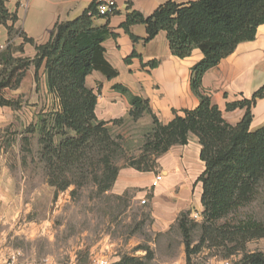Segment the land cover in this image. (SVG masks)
I'll list each match as a JSON object with an SVG mask.
<instances>
[{
    "label": "trees",
    "instance_id": "1",
    "mask_svg": "<svg viewBox=\"0 0 264 264\" xmlns=\"http://www.w3.org/2000/svg\"><path fill=\"white\" fill-rule=\"evenodd\" d=\"M108 18L97 15L94 1L74 19L57 21L48 40L36 44L15 27L16 14L8 11L6 0H0V26L6 29L8 36V44L0 49V108L19 109L20 105L6 97V91L17 90L30 67L34 68L37 86L38 73L43 69L46 89L52 97L47 112L39 115L27 130L37 132L39 137L37 156L44 170V183L55 194L72 187L70 195L75 197L77 191L92 186L102 195L110 191L121 168L152 172L159 157L172 147L186 146L192 135L198 140L199 160L204 170L196 179L201 186L202 221L189 220L185 213L179 214L176 220L187 264L190 256L202 249L220 252L224 260L241 254L233 264H264L263 253L246 251L247 243L264 238V219L237 216L241 209L256 200L264 181V125L253 131L249 128L251 108L264 98V85L249 99L225 105L226 112L245 110L235 125L225 122L202 88V77L208 70L230 55L238 44L254 40L257 27L264 25V0H195L185 4L168 0L147 17L127 5L120 28L132 42L139 39L131 34L130 28L142 25L145 28L143 43L163 32L171 56L184 59L193 50L202 55L191 68L189 81L198 106L174 111L167 124L160 123L152 114L148 100L131 94L121 85L112 86L128 102L127 118L137 121L147 115L151 120L139 154L129 158L120 141L111 135L109 126L123 123L124 118L98 120L95 115L97 94L86 86V78L93 72L108 80L118 75L107 63L103 46L115 34L107 22L95 25L96 20ZM15 36L22 40L20 46L12 45ZM24 44L32 46L35 53L32 58L16 55L23 54ZM134 57L140 58L133 51L124 60L125 64ZM159 64L153 60L141 67L152 70ZM122 160L124 164L119 165ZM194 228L199 235L192 247ZM137 249H142L146 255L138 258L125 254L110 264H145L149 259L147 248Z\"/></svg>",
    "mask_w": 264,
    "mask_h": 264
},
{
    "label": "rangeland",
    "instance_id": "2",
    "mask_svg": "<svg viewBox=\"0 0 264 264\" xmlns=\"http://www.w3.org/2000/svg\"><path fill=\"white\" fill-rule=\"evenodd\" d=\"M40 84L37 95L26 82L19 93L8 92L11 98H7L20 105L18 110L1 108L0 259L4 258V264H13L11 256L16 252L29 261L48 258L51 264H97L98 260L110 264L114 257L125 254L143 258L146 252L138 247L148 250L149 259L145 264H187L176 220L179 214L185 213L189 220L200 223L202 208L198 197L200 185L195 182V173H191L189 165L183 163V149H175L174 158L182 182H188V193L185 195L180 190L185 186L181 184L167 195L175 223L164 232L154 229L149 194L128 190L120 195L110 191L98 195L92 186L77 191L75 197L70 195L72 187L55 194L44 183V170L38 162V134L27 132L29 125L45 114L49 106L50 100L42 96ZM150 125V117L145 115L137 121L124 117L123 123L109 126L111 135L120 141L129 158L139 154ZM191 159L187 157L188 161ZM124 162L120 161L119 165ZM165 169L166 166L157 163L152 173L161 175ZM143 199L146 203L142 205ZM237 216L264 219V181L256 200ZM198 235V229L194 228L192 247ZM246 251L264 254V238L247 243ZM220 256V252L202 249L190 256L189 264H233L242 255L227 260Z\"/></svg>",
    "mask_w": 264,
    "mask_h": 264
},
{
    "label": "crops",
    "instance_id": "3",
    "mask_svg": "<svg viewBox=\"0 0 264 264\" xmlns=\"http://www.w3.org/2000/svg\"><path fill=\"white\" fill-rule=\"evenodd\" d=\"M95 0H6V8L9 12L15 13L17 22L16 28L36 44H43L48 40L50 31L57 21L71 20L79 16ZM117 12L108 19H98L96 26L108 23V28L115 34L114 38L107 39L103 46L107 63L117 71L118 75L108 80L98 72H93L86 78V86L97 94L95 115L98 120L111 121L126 117L129 109L126 98L112 89L114 85H121L135 96L148 100L152 114L162 124H167L173 118V112L192 110L198 106V98L192 93L189 85L191 68L202 58L200 51L193 50L190 56L179 59L168 52V44L165 34L160 32L153 40L143 43L145 28L142 25H135L130 28L132 35L137 37V42H132L129 36L120 28L125 20L127 5L139 12L144 17L151 15L155 9L168 0H116ZM177 4H185L195 0H173ZM17 3H19L18 6ZM7 31L0 26V49L6 47ZM12 45L17 47L22 40L15 36ZM23 54H16L32 58L35 53L29 44L22 46ZM135 51L140 58L134 57L129 64L124 60ZM160 62L158 67L149 70L148 67H141L150 61ZM40 91L44 98L52 102L45 84L43 69L38 73ZM30 84L32 93L37 95L38 86L34 82V68L30 67L26 72L17 90L6 91V97L19 93L24 83ZM264 85V25L256 29L254 40L243 42L236 46L234 51L219 64L208 70L202 77V88L210 95L212 104L220 110L223 119L230 125L238 123L244 115V109H236L231 112L225 111V105L242 98L249 99L253 92ZM8 92H11L8 94ZM14 97V96H12ZM48 107V105H47ZM7 109V108H3ZM1 113V108H0ZM252 121L250 130H256L264 125V98L257 100L251 108ZM190 144V145H189ZM183 149V163L189 165L194 179H197L204 170L199 160L200 146L194 136H190L186 146L172 147L168 152L158 158L157 163L162 167L166 166L161 173V181L152 188L154 179L152 172L140 173L131 168H121L118 171L116 180L110 189L114 195H120L128 190L138 191L139 194L150 195V201L154 210V229L158 232L168 230L175 223L174 212L171 202L168 203L167 195L175 186L185 184L180 189L186 195L187 183L182 182L175 160V149ZM187 157H191L190 161ZM203 169V170H202ZM6 172V170H3ZM4 172V173H5ZM200 173V174H199ZM7 175V174H6ZM188 181V180H187ZM194 182V181H193ZM196 182V180H195ZM199 184V183H197ZM200 185V184H199ZM201 186L198 197H200ZM184 195V196H185ZM28 257L21 256L20 252L12 254L13 264H31ZM48 259V258H45ZM114 257L112 262L118 261ZM4 258L0 264H4ZM15 262V263H14Z\"/></svg>",
    "mask_w": 264,
    "mask_h": 264
},
{
    "label": "built area",
    "instance_id": "4",
    "mask_svg": "<svg viewBox=\"0 0 264 264\" xmlns=\"http://www.w3.org/2000/svg\"><path fill=\"white\" fill-rule=\"evenodd\" d=\"M96 10L98 16H113L117 12V1L116 0H95ZM161 181V175L154 176L153 182L151 184L152 188H155ZM146 200L140 201V204H145ZM31 264H51L48 259H42L34 261ZM97 264H108L104 260H98Z\"/></svg>",
    "mask_w": 264,
    "mask_h": 264
}]
</instances>
